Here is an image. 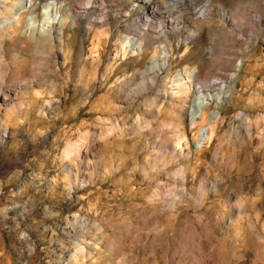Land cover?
Segmentation results:
<instances>
[{
    "label": "rangeland",
    "instance_id": "374dc122",
    "mask_svg": "<svg viewBox=\"0 0 264 264\" xmlns=\"http://www.w3.org/2000/svg\"><path fill=\"white\" fill-rule=\"evenodd\" d=\"M85 1L63 0L77 22L66 11L64 42L54 40L61 50L40 71L33 65L40 76L25 100L36 107L0 132V264H68L74 240L81 264H264L256 239L264 238V0H212L213 18L203 21L181 7L178 26L145 17L149 5L140 0ZM189 29L199 35L186 52ZM137 31L147 53L116 69L119 35ZM154 36L173 46L170 77L154 85L158 112L115 89L146 66ZM33 54L0 50L10 71V62ZM186 65L197 68V81L221 78L229 89L210 106L219 116L202 122L210 138L200 147V118L175 119L179 99L170 97ZM44 98L51 109L39 107ZM69 143L90 159L71 191L65 167L77 162L65 154Z\"/></svg>",
    "mask_w": 264,
    "mask_h": 264
},
{
    "label": "bare ground",
    "instance_id": "6f19581e",
    "mask_svg": "<svg viewBox=\"0 0 264 264\" xmlns=\"http://www.w3.org/2000/svg\"><path fill=\"white\" fill-rule=\"evenodd\" d=\"M140 1L149 5L145 17L151 18L155 15L163 16L168 19L170 25L178 26L180 23L181 15L177 14L181 11V7L184 9L192 7L194 9L192 10V16L197 15L196 20L199 19L203 21L213 18L212 0H204L202 4H197L198 0ZM93 2H95V0H86L82 5L85 8L89 5H93ZM62 3L63 0H0V50L3 46H6L7 53L12 54L17 48L21 49L26 47L31 48L33 53H36V55L33 54V57L30 56L32 58L31 60L25 59L17 61L16 59L15 61L17 62H10L11 69H14L13 71L8 70L9 66L4 65L0 57V132L7 133L10 129H13L11 127L14 125L21 126L23 120L18 117L17 112H21L23 109L29 112L33 107H36V105L32 103H27L25 94L30 88L35 91L33 84H35L34 82H36L40 76V73L37 74L34 72V66L38 64L37 67L39 66V68L37 70L46 67L45 62L49 54L52 55L61 50V48H55L54 40L57 38L59 41L64 42V29L67 26L68 17L65 15L66 11L70 19H72L75 24L77 22V11H73L71 8L64 9ZM196 7H199L197 11L195 10ZM107 23L105 19L104 24ZM161 29L162 27L158 31ZM187 32L188 33L185 34L183 39L185 41L184 50L186 52L190 49L189 41L194 40L199 35L196 29H189ZM143 34L144 32L137 31L134 33L128 32L122 36L119 35V54H116L113 58V60H115L118 56L120 59L116 69L122 62H126L129 57L137 56L138 59H142L147 53L149 47L144 40ZM18 39L19 42L16 41L18 42L16 44L10 43L5 45L7 42L9 43ZM151 42V50L153 53L146 61V66L143 69L134 70L129 74V77H126V81L124 79L117 80L115 89L120 91L119 97L121 100L126 101L128 98H132L131 96H141L144 103L151 104L153 110L158 112L159 104L157 100L161 89L155 90L154 85L156 80L163 78L168 79L170 77V51H173V46L169 43V40H163L155 36L152 38ZM39 45L43 48H48L49 51L38 48ZM62 52L65 53V49L62 48ZM182 70L183 72H181ZM32 71L35 74H33ZM163 72L164 75L161 77ZM144 73L149 74L147 79L140 77ZM196 73V67L186 65L184 69H181L180 73L177 74V76L180 77L175 79V88L171 90L170 97L176 96L179 99L178 102H175L177 106L175 107L177 109V111L175 110V119L181 121L183 116L187 115L190 122L195 123L197 118H200L197 137L194 141L195 146L200 147L202 146V142L210 138L202 122L208 120V122H214V120L218 118L219 112L216 110L210 111L209 108L212 104H218L223 99L227 98L229 89H227V81L225 79L216 78L211 83H204L195 79ZM233 76L234 72L229 75V78ZM124 82L131 86L130 92H127L129 89L127 88L128 90H126L125 85H123ZM152 88L153 90H151ZM149 90H151V94H149ZM36 93H38V91H36ZM52 105L53 101L51 99L44 98V100L40 102L39 107H45L49 110L52 108ZM42 109L41 111H43ZM64 151L69 158L73 157L77 162L74 163L72 161V163H68L65 167V170L68 172L65 176L67 187L69 191H71L79 186V181H83V178L80 179V177L83 174L82 168H87L90 164L89 151L87 148L81 150L73 143H69ZM73 155H75V157ZM70 229L73 230V228ZM101 230L102 228L100 224H98L95 232H100ZM256 239L259 243V247L264 250V238L256 236ZM73 247L75 248V252L71 255L68 264H81V257H84L85 253L80 243L75 240L73 242ZM90 247L95 248L96 246L93 243Z\"/></svg>",
    "mask_w": 264,
    "mask_h": 264
}]
</instances>
